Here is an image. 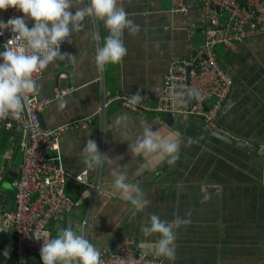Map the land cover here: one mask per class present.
Masks as SVG:
<instances>
[{
    "label": "crops",
    "instance_id": "obj_1",
    "mask_svg": "<svg viewBox=\"0 0 264 264\" xmlns=\"http://www.w3.org/2000/svg\"><path fill=\"white\" fill-rule=\"evenodd\" d=\"M88 3L73 0V7ZM197 3L188 2L190 11L183 15L170 12L169 0H117V7L138 26L135 33L123 30L127 52L118 63L96 65L95 53L108 30L102 20L88 15L82 27L69 35L71 43L63 47L62 53L72 56L57 57L42 70L36 83L40 96H51L57 86L74 88L43 110V126L93 115L87 128L64 133L54 154L68 174L87 170L89 178L98 182L94 193L68 178L66 191L75 200V208L63 220L52 222V236L69 227L97 249L129 237L135 239L139 253L168 264H264V33L249 35L233 51L218 48L219 59L234 81L218 123L234 142L218 137L196 117L184 118L180 127H169L162 114H136L119 102L106 108L104 119L97 113L106 93L135 91L152 101L158 97L170 61L192 55L204 40L210 18L203 20ZM215 11L213 17L223 21L225 13ZM145 123L163 136L175 134L169 137L179 142L175 161L138 154L128 147L142 134ZM6 137L0 134V209L12 210L11 181L21 161L20 137L15 148L6 143ZM189 138L194 142L188 143ZM88 139H95L105 153L94 168L83 162L82 149ZM113 168L125 171L128 181L149 201L143 210H134L112 192ZM156 171L159 175L152 176ZM151 214L169 222L176 217L189 220L174 229L173 261L157 256L148 246L159 236L145 237L141 231ZM87 218L90 223L85 228L81 223ZM5 249L8 256L0 255V264H16L15 240L0 231V252ZM28 264H42L40 255L29 252Z\"/></svg>",
    "mask_w": 264,
    "mask_h": 264
},
{
    "label": "built area",
    "instance_id": "obj_2",
    "mask_svg": "<svg viewBox=\"0 0 264 264\" xmlns=\"http://www.w3.org/2000/svg\"><path fill=\"white\" fill-rule=\"evenodd\" d=\"M170 12L186 15L190 11L187 0H169ZM202 6V18L211 24L205 25L204 40L192 55L173 58L167 68L164 86L158 97L152 101L145 93L120 91L114 95L103 96L97 113L105 118L106 108L113 102H119L125 109L136 114L170 113L184 118H200L214 132L228 136L221 128L218 118L223 107L230 102L233 77L219 62L218 48L233 51L238 44L251 34L264 33V0H197ZM213 6H218L225 13V19L219 21L213 17ZM15 8L0 10V21L10 17L23 16ZM25 22L32 21L25 17ZM62 41L63 47L71 43V37ZM0 45L3 50L11 47L25 48L23 38H17L8 28L0 27ZM43 71L37 70L31 75L35 81L33 92L22 95V107L18 114L0 117L14 121L22 128L19 143L20 165L18 175L11 184L14 188L13 210L0 209V227L3 232L15 240L16 264H28V253L39 254L41 240H35L34 233L46 230L52 236L51 224L63 220L75 208V200L67 193L69 177L79 184L92 188L96 193L98 182L89 178V172L83 170L71 175L65 169L62 160L54 153L58 151L62 135L68 131L87 128L93 115L60 123L54 127L40 124L39 114L54 100L70 93L73 87H55L51 96H40L36 83L42 78ZM189 92L193 103H189ZM138 96L136 103H129L133 96ZM89 218L81 225L88 227ZM47 236L44 238L45 242ZM135 239L123 238L120 241L99 248L100 264H168L163 259L148 256L146 253L135 254Z\"/></svg>",
    "mask_w": 264,
    "mask_h": 264
},
{
    "label": "clouds",
    "instance_id": "obj_3",
    "mask_svg": "<svg viewBox=\"0 0 264 264\" xmlns=\"http://www.w3.org/2000/svg\"><path fill=\"white\" fill-rule=\"evenodd\" d=\"M15 8L23 16L10 17L6 22L0 21V27L8 28L17 38H23L25 48L13 50L11 47L0 51V117L12 113L18 114L22 107V95L33 92L35 81L32 73L45 69L55 58L61 59L72 56L60 51V43L76 30L82 27V22L88 15L102 20L108 30L104 44L95 53L97 66L108 63H118L126 55L127 49L121 39L124 29L135 33L138 26L128 18L122 7H117V0H89L85 7H73V0H0V10ZM25 17L32 23L29 26ZM138 96H133L129 103H136ZM123 119V118H120ZM120 120H117L119 123ZM168 136L154 131L146 123L142 134L134 144L128 146L135 153L154 155L159 160L167 159L169 163L175 161L179 153V142ZM194 141L189 138L188 143ZM83 162L94 168L103 162L105 153L98 149L95 139H88L82 149ZM111 190L118 193L120 199L131 204L134 210H143L149 203L134 183L128 181L127 173L117 168L111 170ZM111 193H109L110 195ZM189 220L176 217L172 221L160 219L151 214L147 225L141 231L145 237L159 234L149 247L154 249L157 256H163L168 261L176 258V243L174 229L181 224H188ZM3 231V228H0ZM48 237L45 242V237ZM35 240H41L39 249L42 264H100L99 250L72 228L65 227L55 236H48L46 230L34 233ZM8 256V250L0 252Z\"/></svg>",
    "mask_w": 264,
    "mask_h": 264
},
{
    "label": "water",
    "instance_id": "obj_4",
    "mask_svg": "<svg viewBox=\"0 0 264 264\" xmlns=\"http://www.w3.org/2000/svg\"><path fill=\"white\" fill-rule=\"evenodd\" d=\"M193 0H188V2L190 4H192ZM195 2V0H194ZM198 7H201L200 3H197ZM213 8L215 10H217L218 12H220V8L218 6H213ZM208 24H211V18L208 21ZM220 64L222 65L223 68L224 65L222 64V60L219 59ZM189 96V103L190 105L193 103V97L191 92H189L188 94ZM41 114H39V119H40V124L43 126L42 122H41ZM161 120L166 123L167 125H169V127H180L183 123V118L181 116H172L170 113H162L161 115ZM213 131V130H212ZM4 134V136H8L6 137V143L9 144V146H14V148L17 146V137L21 138V134H22V128L20 125L16 124L14 121L8 120V119H1L0 120V134ZM218 137L225 139L227 141H231L234 142L235 139L234 138H230L228 136H224L222 134L216 133L214 132ZM17 150V149H16ZM152 176H158V171H156L155 173L151 172ZM14 209V208H13ZM12 209V210H13ZM6 234V233H5ZM7 237L10 238V236L8 234H6ZM133 250L135 252V254L139 253L138 247L136 245L133 246Z\"/></svg>",
    "mask_w": 264,
    "mask_h": 264
}]
</instances>
